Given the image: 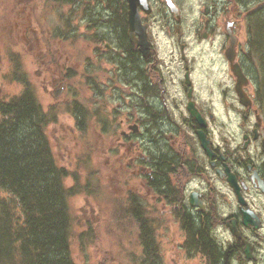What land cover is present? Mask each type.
I'll return each instance as SVG.
<instances>
[{
	"label": "flooded vegetation",
	"instance_id": "af4514ba",
	"mask_svg": "<svg viewBox=\"0 0 264 264\" xmlns=\"http://www.w3.org/2000/svg\"><path fill=\"white\" fill-rule=\"evenodd\" d=\"M107 2L108 5L94 9L83 6L78 16L82 23L89 22L90 28L94 26L91 38L96 44L94 57L78 61L83 71L78 70L75 75L88 83L96 111L92 115L77 103L74 114L77 128L86 131L92 127L94 133L108 135L110 151L126 149L127 152L117 159L121 162L119 168L118 163L114 167L119 171L127 164L128 172L141 179L146 198L144 202L140 197L142 193H138L135 187H127L132 190L122 200L131 215L162 218L168 230L174 229L168 225L175 226L176 223L183 235L181 247L189 254L201 253L191 237L204 233L210 243L217 242L216 251L219 250L217 253L222 257V264H233L236 259L239 264L263 262L264 244L261 245L257 238L264 234V114L256 98L254 70L245 57L246 45L240 43L236 32V9L227 8L232 4L244 7V2L207 0L203 12L206 11L208 16L203 18L211 23L201 31L204 39L212 37L218 22L217 12L222 7L226 17V37L223 36L226 45L224 59L222 54L219 56L223 59V66L231 69L226 50L231 41L229 36H236L234 63L241 66L250 81L244 87L248 105L241 103L236 78L235 83H226L220 88L225 105L221 104L217 80L214 78V83L211 82V67L216 62L212 61L211 67L203 63L198 70L196 59L189 56L187 44L178 34L170 37L173 42L178 37L177 58L173 52L167 61L162 57L155 43L154 29L158 25L167 31L175 27L179 33L184 20L179 0L173 2L180 9V20L169 12L165 0H148L150 13L138 5L141 26L146 28L150 42V52L146 55L137 44L139 33H132L127 1ZM64 6L77 8V4H71L69 0ZM101 24L102 31L98 29ZM199 31L195 29V34ZM61 38L64 42L73 40L68 35ZM49 40L54 46L55 40L60 41V38L51 35ZM52 55L50 53L49 58ZM216 57L219 60L218 54ZM104 59L111 67L107 68V74L97 78L95 62L103 63ZM68 64L64 65L67 69L65 77H74ZM68 86L62 83L55 97L65 93ZM213 92L218 97H215L217 104L213 103ZM55 112L57 114V110ZM92 118L94 124L90 126L88 121ZM232 124L236 125L234 134L218 136L217 127L224 130ZM199 133L209 142L207 149ZM117 138L119 148L112 147ZM230 174L236 178L238 191L230 185ZM245 212L249 214L247 224ZM217 228L223 229L228 236L224 243L216 234ZM257 244L261 245L262 251H257ZM209 259L208 264H215L214 256Z\"/></svg>",
	"mask_w": 264,
	"mask_h": 264
},
{
	"label": "rangeland",
	"instance_id": "374dc122",
	"mask_svg": "<svg viewBox=\"0 0 264 264\" xmlns=\"http://www.w3.org/2000/svg\"><path fill=\"white\" fill-rule=\"evenodd\" d=\"M179 2L182 4L184 19L179 33L175 27L167 31L162 25H158L154 29L155 43L167 61L172 52L174 55L179 52L176 45L178 37L174 42L170 38L178 34L182 41L186 42L189 56L196 59L195 67L198 70H201L203 63L211 67V62H216V65L211 67V82L214 83V78L217 80L220 101L225 105L220 88H224L226 83H235V77L231 69L223 66V50L226 45V17L223 8L220 7L217 12L215 33L207 40L202 37L201 31L211 23L203 18L208 16L206 11L203 12L207 0ZM99 5H108V2L79 0L77 8L72 9L48 0L47 3L45 0H0V98L10 100L18 96L26 90V83H29L45 116L54 120L47 123L44 131L46 143L57 161V167L68 172L64 180L65 185L75 190L70 199L74 224L71 249L77 264H151L152 261L146 257L145 243L142 241L145 226L147 235L155 239L153 256L157 263L208 264V259L201 253L189 254L182 249L183 235L176 223L175 226L168 225L169 228H174L168 230L163 225L162 218H137L131 215L122 200H125L127 193L132 190L127 187H135L138 193H142L140 197L144 202L146 198L143 196L145 190L141 179L128 172L127 164L117 171L121 163L117 159L120 154L127 152L126 149L110 151L107 147L110 139L108 135L94 133L92 127L86 131L77 128L74 115L77 103L92 115H95L96 111L92 100L93 92L88 83L75 75L78 70L83 71V67L79 68L78 61L94 57L93 47L96 44L91 38L94 35V26L90 28L89 22L82 23L78 16L83 6L94 9ZM233 7L236 9V32L239 34L240 43L249 48L248 22L245 20L247 11L245 13L244 7L235 4L227 6L229 9ZM100 28H103L102 24L98 27L99 30ZM195 29L200 30L198 34H195ZM55 32H68L65 35L73 40L64 42L61 36L52 34ZM51 35L60 38V41L55 40L54 46L49 40ZM50 53L53 54L51 58ZM217 54L220 61L217 60ZM219 54H222L223 59ZM175 57L177 58V55ZM248 61L254 70V81L258 88L260 75L259 69L255 68L257 62L254 63L251 59ZM66 63H69L71 75H75L74 77H65ZM95 63L98 68L97 78L109 72L107 68L111 66L106 59L103 63L97 60ZM62 83L68 84V89L56 98L55 93L60 90ZM208 93L211 94L210 91ZM215 97L218 99L213 92L212 100L217 104ZM222 112L225 114V109ZM218 115L222 113L218 112ZM121 118L124 119L123 116ZM92 120L93 118L88 121V125L94 124ZM218 126L221 127V124ZM235 126L232 124L224 130L216 126L218 136L234 134ZM117 142L118 138L114 139L112 147L119 148ZM116 163L117 168L114 167ZM115 190H118V193H115ZM3 196H6V193H3ZM85 232L90 235L80 236ZM216 234L223 243L228 238L221 228H217ZM257 241L261 245L264 244V234L259 236ZM261 245L257 244V251L261 250ZM260 257L262 258V255ZM233 264H239V259L233 260ZM257 264H264V260Z\"/></svg>",
	"mask_w": 264,
	"mask_h": 264
},
{
	"label": "trees",
	"instance_id": "16d2710c",
	"mask_svg": "<svg viewBox=\"0 0 264 264\" xmlns=\"http://www.w3.org/2000/svg\"><path fill=\"white\" fill-rule=\"evenodd\" d=\"M247 1V56L258 65L257 99L264 113V0ZM47 123L29 83L18 96L0 98V264H77L71 249L70 199L75 190L64 185L68 172L57 167L46 143ZM191 238L199 252L222 264L219 253L213 252L215 242L206 234ZM142 241L151 264H159L146 246L155 239L144 232Z\"/></svg>",
	"mask_w": 264,
	"mask_h": 264
},
{
	"label": "water",
	"instance_id": "95a60500",
	"mask_svg": "<svg viewBox=\"0 0 264 264\" xmlns=\"http://www.w3.org/2000/svg\"><path fill=\"white\" fill-rule=\"evenodd\" d=\"M128 1L130 3V9H131V11H130V24H131L132 33L133 32L139 33L140 39L137 41V44L140 46L141 52L146 55L150 52V45H149V42L147 41L146 28L145 27L143 28L141 26L140 18L138 15L137 4L141 0H128ZM142 1L145 2V0H142ZM167 3L169 5L170 9L172 10V12H174L178 15V10L175 7V5L173 4V2L171 0H167ZM236 41H237V39L232 36V45H231V48H229L227 51V57L229 58V60L231 62L234 61V57H235L234 47L236 45ZM232 71L234 72L235 76L237 77V88H236V90H237V93H238L239 98L241 100V103L248 105V103H247L248 98H247V95L244 93V90H243L244 86L247 85L248 80H247L246 76L244 75V73H243V71L239 65H236V64L233 65ZM193 114L196 115L195 111L193 112ZM197 117L199 118V121L202 123V120L200 119L199 114L197 115ZM199 135H200V138L203 142L205 149H207V145H209V142H207L205 140L202 133H199ZM229 182H230V185L233 188L237 189V191H238V186H237L236 178L234 175L230 174ZM241 201L243 202V199ZM245 219H246L245 224H247V221L249 219L248 212H245Z\"/></svg>",
	"mask_w": 264,
	"mask_h": 264
},
{
	"label": "bare ground",
	"instance_id": "6f19581e",
	"mask_svg": "<svg viewBox=\"0 0 264 264\" xmlns=\"http://www.w3.org/2000/svg\"><path fill=\"white\" fill-rule=\"evenodd\" d=\"M249 67V66H248ZM248 69V68H247ZM200 242V241H199ZM200 244V243H199ZM206 245V244H205ZM211 246V245H210ZM199 248V247H198ZM206 248V247H205ZM209 248V247H208ZM215 249V248H214ZM214 251V250H213ZM219 251V250H218ZM217 251V252H218ZM215 252H216V250H215ZM213 254V253H212ZM210 257V256H209ZM217 257V256H216ZM215 259V258H214ZM216 264V263H215Z\"/></svg>",
	"mask_w": 264,
	"mask_h": 264
}]
</instances>
